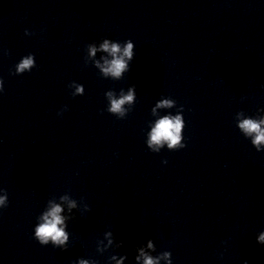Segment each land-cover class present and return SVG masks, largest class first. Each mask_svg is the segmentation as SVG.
<instances>
[{"label": "clouds", "instance_id": "1", "mask_svg": "<svg viewBox=\"0 0 264 264\" xmlns=\"http://www.w3.org/2000/svg\"><path fill=\"white\" fill-rule=\"evenodd\" d=\"M26 35H30L26 31ZM102 43H99V47L95 43L88 44L86 51L88 56L95 57L97 52L107 53V56H102L101 63L99 60L96 61V67L100 68L105 76L110 75L111 77L119 80L122 77V73L129 71L130 62L134 59V43L131 40L124 42V46L118 41H112L110 39H103ZM108 57H111L109 59ZM36 66L35 57L29 54L23 57L20 62L15 66L14 74H23L24 72L31 71ZM75 83V82H72ZM135 86L128 88L127 94L124 91H120V95H115L114 91H107L105 96L109 101V107L107 111L118 118L123 119L128 110L124 108L125 104L133 105L136 102ZM3 91V80L0 79V92ZM76 92L84 94L83 85L79 84L76 86ZM75 96V94H73ZM176 106V102L173 99H163L158 104L159 108H171ZM151 112L155 114V108L151 109ZM183 106L180 107L177 114L164 115L155 122L150 132V138L147 141V147L152 152H159V148L167 143L170 150H178L185 147L183 140L182 131L185 127L183 119ZM256 117L246 116L243 111H239L235 115V120L238 129L245 138L250 139L252 146L257 152L264 151V109H259ZM167 163V161H164ZM61 202H67L68 204V215L64 216V208L61 203H56L52 200H48L47 209L44 210L38 217L39 223L34 228V238L39 242L40 245L46 246L48 244L53 245L56 248L66 250L69 242V233L66 231L68 224L65 221L71 220L72 210L77 208V201L70 199L69 194H64L59 197ZM83 201V198H81ZM8 205L7 193L0 196V208H6ZM89 205L84 204V211H89ZM107 240L108 243L103 248L97 246V252L104 253L114 244V234L112 231H106L104 233V239L98 241V244H103V241ZM257 243L264 245V231H261L257 235ZM147 248L152 252H155L154 242L149 239L146 243ZM115 247H123V241L115 244ZM138 253L135 256L136 264H160V260L164 259L167 264H172V254L170 251H164L159 255L153 256L145 250V245L140 246L136 249ZM118 257V258H117ZM110 261L115 260L116 264H124L127 259V255H111ZM73 264H98L97 260L80 258ZM244 264H248L247 261Z\"/></svg>", "mask_w": 264, "mask_h": 264}]
</instances>
